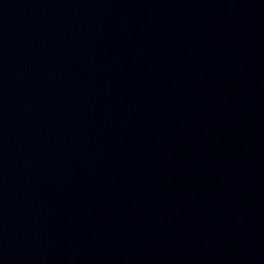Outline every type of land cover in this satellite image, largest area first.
<instances>
[{
  "label": "water",
  "instance_id": "1",
  "mask_svg": "<svg viewBox=\"0 0 264 264\" xmlns=\"http://www.w3.org/2000/svg\"><path fill=\"white\" fill-rule=\"evenodd\" d=\"M16 0H0V38L13 11Z\"/></svg>",
  "mask_w": 264,
  "mask_h": 264
}]
</instances>
